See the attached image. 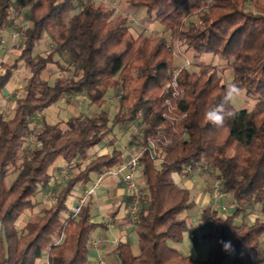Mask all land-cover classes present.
<instances>
[{
  "label": "trees",
  "instance_id": "obj_1",
  "mask_svg": "<svg viewBox=\"0 0 264 264\" xmlns=\"http://www.w3.org/2000/svg\"><path fill=\"white\" fill-rule=\"evenodd\" d=\"M124 2L143 10L145 21L158 23L199 63L205 55L224 62L232 82L222 83V71L212 63H201L194 72L184 66L174 95L168 83L173 47L160 34L133 35L128 17L113 16L102 2L86 0L67 18L77 0H0V32L13 12L22 11L28 22L17 32L18 56L11 64L0 63V92L21 63L29 72L12 117L0 114V264H35L44 254L47 264L87 263L90 234L106 230L107 223L92 220L89 203L77 215L67 212L66 199L75 185L89 182L91 174H106L126 160L117 148L105 154L95 151L113 136L115 126L133 123L138 116L143 128L137 150V220L125 215L137 237L138 254L127 243L116 242L109 253L115 263L252 264L247 260L259 251L264 236V0ZM185 12L196 15L198 23H184ZM44 37L51 50L42 56L35 49ZM56 54L66 57L67 67L54 59ZM51 66L70 76L49 83L42 74ZM113 87H118V110L112 119L104 110L94 116L79 113L61 128L42 117L32 129L36 115L65 96L83 94L89 106L101 108ZM233 88L257 101L240 110L227 103L226 111L235 116L217 127L206 112ZM30 136L32 149L26 146ZM59 158L66 165H84L66 179L36 221L18 228L24 213L37 207L39 190L50 187L49 169ZM187 169L190 176L210 171L234 205L221 214L213 199L202 207L199 221L213 230L203 260L171 246L181 244L189 230L182 215L195 204L190 191L174 181L176 175H187ZM126 203L128 207L129 197ZM251 214L258 217L249 221ZM254 264H264V255Z\"/></svg>",
  "mask_w": 264,
  "mask_h": 264
},
{
  "label": "rangeland",
  "instance_id": "obj_2",
  "mask_svg": "<svg viewBox=\"0 0 264 264\" xmlns=\"http://www.w3.org/2000/svg\"><path fill=\"white\" fill-rule=\"evenodd\" d=\"M86 0H77V7L74 11H70L67 15L71 17L74 13H76L82 7L83 3ZM98 2L104 3L108 9L112 12L113 16L123 14L128 17L127 27L129 31L133 35H137L139 33H143L146 36H152L156 34L162 35L167 44L173 47V61L169 65L168 68V83L170 84L171 80L175 78L177 82V76L179 71L185 66L189 71H198L199 65L212 63L213 65H217L218 68L222 71V83L230 84L232 82V72L231 70L224 69V62H218L216 58H213L210 55L205 56L200 63L197 59L192 57V52L187 51L184 47L178 44L173 38L169 36V33L158 23L147 24L146 21L142 17L143 14L140 12L130 13L126 11V4L124 0H115L112 3L107 2V0H96ZM128 7V6H127ZM144 12V11H143ZM24 13L21 11L13 12L10 16V19L7 25L0 32V63L11 64L13 60L19 54V43L18 41L13 42L10 40V34L12 32H18L21 24L24 22ZM184 23H198V18L196 15H188L187 12L184 14ZM51 50V43L49 40L44 37L38 46L35 49V53L39 55H46ZM54 59L59 62L60 65L67 67L66 57L64 55L56 54ZM29 72L28 69L24 66V64H20L19 68L14 72L13 80L11 79V84H9L4 88V92L0 93V114H2L6 119H8L12 115L14 100L17 99L21 92L25 80L28 78ZM70 73L66 72H58V70L51 66L49 67L43 74L42 78L47 80L49 83L53 81L56 77H60L62 79L68 78ZM166 87V86H165ZM117 96H118V87H113L109 89L105 96V104L98 108L97 106H89L86 98L83 94H70L65 96L63 101H59L53 107V111H49L44 113V119L47 123L54 124L58 123L61 128H64V122L70 116H75L79 113H85L90 116H94L97 114L99 110H104L108 113L109 118L112 119L114 114L117 112ZM257 101L256 97L247 96L243 91L234 93L233 98L231 99L232 106L237 109H249L253 106V104ZM43 113V112H42ZM36 115L33 123L32 129L35 130L38 127V122L42 119V114ZM142 125L140 122V118L133 123L128 125H122L120 127L115 126L113 128V136L106 138L97 148L95 153H108L112 148L120 149L123 152H128V155H133L138 150V143L141 137ZM26 146L28 149H32L34 146L33 138L30 136L26 141ZM64 162L62 159H57L56 163ZM73 162L71 165L63 164V167L59 168L57 175H55V179L51 183V187L49 191L44 192L42 197L39 196L38 200L39 204L42 207L49 205V203L54 199L56 193L59 191L60 187H62L66 181V179L75 173L78 172L81 165H84L83 162ZM10 175V176H9ZM6 177V185L9 186L11 183V177L13 176L10 173ZM187 176V175H185ZM139 177V172L135 174V178ZM194 181L192 182V186L188 187L190 190V195L192 200L195 202L194 206L188 211L184 212L182 217L186 219L187 224L189 225V230L183 234V240L181 244L171 245L173 248L181 252L183 255H189L194 259L203 260L206 259L208 254V243L211 239V232L209 230V226H204L199 221V215L203 206L204 198H211V200L215 197V192L223 193L219 187L215 185V180L210 171L204 170L201 172H195L192 176H188V178H192ZM181 186V185H180ZM220 201L222 205H227V199L221 198ZM215 207L214 199L212 200ZM206 203V202H205ZM220 204V205H221ZM126 206V205H125ZM217 210V209H216ZM219 214L221 211L217 210ZM231 209L227 210L225 213H229ZM39 211L37 209L30 211L28 213L29 218H33V216H37ZM27 215V214H26ZM252 215V214H251ZM31 218V219H32ZM125 218V217H124ZM123 227L128 229L127 232V241L128 245L131 247L133 254H138L137 247V237L134 232H131L133 226L126 219L123 222ZM131 230V231H129ZM107 238L110 239V242H113L114 238L117 240V234L115 237L110 232L107 233ZM264 254H259L260 257ZM93 260L87 261L86 264H92ZM106 261L108 264H115V261L110 257L106 256ZM249 262V260H248Z\"/></svg>",
  "mask_w": 264,
  "mask_h": 264
},
{
  "label": "crops",
  "instance_id": "obj_3",
  "mask_svg": "<svg viewBox=\"0 0 264 264\" xmlns=\"http://www.w3.org/2000/svg\"><path fill=\"white\" fill-rule=\"evenodd\" d=\"M114 1L115 0H107V2H109V3H112ZM125 9H126L125 12L129 11L132 14L135 12H140V10L136 11L132 8L127 7V6ZM141 12L144 16V12L143 11H141ZM142 18L144 19V17H142ZM146 23L152 24V23H149L148 21H146ZM205 56H207V55H205ZM205 56H202L201 58H199V61L202 60ZM0 74H3V70ZM11 82H10V84H11ZM10 84H9V86H10ZM8 87H7V89H8ZM6 90L3 89L0 93L4 92ZM63 100L64 99H62L60 101H63ZM54 106L55 105H53V106L49 107L47 110H45L42 113L43 114L42 117H44V115H45L44 113H47L51 110L53 111ZM12 115H13V111H12ZM12 115L9 118H11ZM105 153H101V154H105ZM123 153H124L125 159H126L129 156L128 152H123ZM63 164H65V162H59V163L55 162L50 167L49 173H50V175H52L50 187H51L52 181L55 179V175H57L59 168L63 167ZM174 181H175V183H177V184L188 189V187L192 186V182L194 181V179H193V177L188 178V176L176 175V176H174ZM93 184H96L95 193L93 196H90L87 199L86 203L90 204L89 209H90V214H91L92 220L94 222H97V223L106 222L107 228H106V230L96 229L94 232H92L90 234L88 261L93 260L92 264L95 263L96 257L98 255H102L105 258V261H106V256L110 257L112 260L113 258L109 255V253L111 252V249L116 242L128 243V241H127L128 229L126 230V228L123 227V224H124L123 222L126 219L124 217L126 215L125 211L127 208V203H126L127 195H126V192L124 189V184L122 182L121 175L91 174L89 182H87L85 184L79 183V184L75 185L73 187V189L71 190V192H70V194L67 197L66 202H65L67 212H69L70 209L76 205L77 198L80 197L81 195H83V192L87 188L91 187ZM50 187L48 189H40L39 192L37 193L36 197H35V201L38 203V205L35 209H37L39 212L43 208H45L46 206L41 208V205L39 204L40 201L38 200V198H39V196L42 197L43 194H45L44 192L49 191ZM210 199L211 198H209V197L207 199L204 198L203 199V206H205L210 201ZM224 199H227L228 204L233 203L231 200V197L228 194L225 195ZM221 203L222 202L219 201V204H221ZM114 212H116V214L112 218L111 216ZM28 213H29V211L24 213L23 217L18 221V223H17L18 228H21L22 225H24L26 222L36 221L39 217V214H38L37 216H33V218L31 217L32 218L31 219L28 217ZM66 216H67V214L64 213L62 218L65 219ZM256 217H258V216L255 214L250 215L249 221H253L254 218H256ZM129 231H131V230H129ZM108 232L113 234L114 237H115V234L118 233L117 234V240H115V238H114L113 242H110L109 241L110 239L107 238ZM131 232H133V231H131ZM206 243L209 244V242H206ZM259 254H264V236H262V241H261L259 251L256 253H251V255L248 259L249 263L254 264L259 259V256H258ZM194 260H198V259H194ZM248 260H247V262H248ZM106 263H107V261H106ZM35 264H47L46 255L44 254L41 258L37 259L35 261Z\"/></svg>",
  "mask_w": 264,
  "mask_h": 264
},
{
  "label": "built area",
  "instance_id": "obj_4",
  "mask_svg": "<svg viewBox=\"0 0 264 264\" xmlns=\"http://www.w3.org/2000/svg\"><path fill=\"white\" fill-rule=\"evenodd\" d=\"M23 21L24 22L21 24V26H25L28 24L27 21L25 20ZM18 36L19 35L17 32H12L10 34V40H12L13 42L18 41ZM1 72L2 69L0 68V73ZM169 85L171 89L174 91V95H176L177 82L175 81V78L171 80ZM138 118L140 117L138 116ZM140 154L141 151H137L133 155H129L120 166L115 167L114 169L106 173L107 175H121L126 195L127 197L130 198V203L129 206L126 208L125 214L128 215L129 219L132 222H135L137 220L139 199H140V191L135 178V174L139 169ZM198 170L199 171L201 170L200 167H198ZM191 174L192 172L189 169H187V175L190 176ZM95 188H96V184H93L91 187L87 188L83 192V195L77 198L76 205L70 209L73 215H77L81 211L82 207L86 204L87 199L90 196L94 195ZM224 197L225 194L220 192H215V197L213 198L216 208L221 212L226 211L228 208H233L234 206L233 203L228 205H222V204L220 205L219 201L221 198ZM94 264H106V261L102 255H98L96 257Z\"/></svg>",
  "mask_w": 264,
  "mask_h": 264
},
{
  "label": "clouds",
  "instance_id": "obj_5",
  "mask_svg": "<svg viewBox=\"0 0 264 264\" xmlns=\"http://www.w3.org/2000/svg\"><path fill=\"white\" fill-rule=\"evenodd\" d=\"M236 91H238V89L233 88L232 91L225 96L224 101L220 105L206 112V118L215 126H223L225 119L234 118L235 113L226 111L225 105L231 101Z\"/></svg>",
  "mask_w": 264,
  "mask_h": 264
}]
</instances>
